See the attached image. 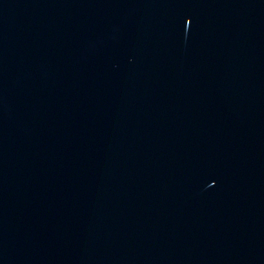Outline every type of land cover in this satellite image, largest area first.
Segmentation results:
<instances>
[{
  "label": "water",
  "instance_id": "95a60500",
  "mask_svg": "<svg viewBox=\"0 0 264 264\" xmlns=\"http://www.w3.org/2000/svg\"><path fill=\"white\" fill-rule=\"evenodd\" d=\"M0 264H264V0H0Z\"/></svg>",
  "mask_w": 264,
  "mask_h": 264
}]
</instances>
